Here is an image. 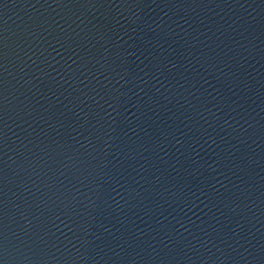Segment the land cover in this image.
<instances>
[{"label":"water","instance_id":"water-1","mask_svg":"<svg viewBox=\"0 0 264 264\" xmlns=\"http://www.w3.org/2000/svg\"><path fill=\"white\" fill-rule=\"evenodd\" d=\"M0 264H264V0H0Z\"/></svg>","mask_w":264,"mask_h":264}]
</instances>
